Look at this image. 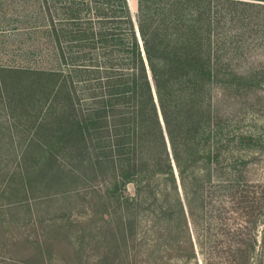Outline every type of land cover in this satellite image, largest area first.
I'll use <instances>...</instances> for the list:
<instances>
[{"label":"trees","instance_id":"16d2710c","mask_svg":"<svg viewBox=\"0 0 264 264\" xmlns=\"http://www.w3.org/2000/svg\"><path fill=\"white\" fill-rule=\"evenodd\" d=\"M36 4L51 48L20 58L51 64L0 65V157L16 156L0 158V251L84 264L85 239L65 238L80 221L51 219V243L37 208L87 205V264H264V185L244 175L260 139L216 94L264 90V64L236 67L264 48V0Z\"/></svg>","mask_w":264,"mask_h":264},{"label":"rangeland","instance_id":"374dc122","mask_svg":"<svg viewBox=\"0 0 264 264\" xmlns=\"http://www.w3.org/2000/svg\"><path fill=\"white\" fill-rule=\"evenodd\" d=\"M131 10L135 14L136 8L134 3L137 0H128ZM131 2V3H130ZM134 2V3H133ZM37 11L36 0H0V65H24V64H38L43 66L46 62L50 65L51 62L48 60L39 61V59L24 60L20 58V50L24 49H43L48 51L51 48V44L42 39V31L49 29H36L37 24L34 21L35 14ZM46 21H43L40 28H44ZM28 35V39L24 37ZM39 36L38 41L32 39V37ZM32 39V40H29ZM259 48V47H258ZM251 51L254 50L251 48ZM255 52V54H254ZM250 55H254L249 61H243L236 67L240 70H244L249 66L264 64V48H260L254 51ZM36 60V61H35ZM255 93V94H254ZM216 94L221 96V112L226 119V125L231 130L239 133L254 134L256 138L260 140V147L257 149H251L249 152L244 153V158L247 160V166L244 169V175L248 180L260 183L264 185V90H253L249 91H236L231 88L223 90L217 88ZM0 158L12 160L16 158L13 154L4 153ZM133 191V187H129V192ZM60 204H55L52 207L47 205L39 206L38 214L43 221L40 223V232H42L49 242L55 243V232L59 230V225L54 224L51 220L55 217L61 216L66 213V217H75L80 222L71 228V234H68L65 238L67 240L85 239L87 242V251L85 258L83 259L84 264H87V260H92L98 254L96 246L98 243L96 240H92L91 232L96 226L99 228L102 226L94 220L99 218L100 214H96L95 218L89 215L87 205L75 206L73 205L70 210L63 211L60 209ZM261 231L264 229H260ZM260 231V232H261ZM25 232V231H24ZM87 235V236H86ZM98 236L100 234L98 233ZM264 237V232L262 238ZM63 239L62 236H59ZM99 237H97L98 239ZM91 245L93 248H91ZM31 249H28L27 245L23 247L19 245L18 250H3L0 251V264H13V261L20 260L23 257H27L30 254ZM89 254L92 256L89 258ZM45 264H65L59 254L55 251L51 255H47ZM173 264H178L173 261Z\"/></svg>","mask_w":264,"mask_h":264},{"label":"crops","instance_id":"0c3cea01","mask_svg":"<svg viewBox=\"0 0 264 264\" xmlns=\"http://www.w3.org/2000/svg\"><path fill=\"white\" fill-rule=\"evenodd\" d=\"M134 3V2H133ZM134 7L136 8V2L134 3Z\"/></svg>","mask_w":264,"mask_h":264},{"label":"water","instance_id":"95a60500","mask_svg":"<svg viewBox=\"0 0 264 264\" xmlns=\"http://www.w3.org/2000/svg\"><path fill=\"white\" fill-rule=\"evenodd\" d=\"M131 3V2H130ZM131 5V4H130ZM132 11H133V9H132ZM130 187V186H129ZM131 193H133V191L131 192Z\"/></svg>","mask_w":264,"mask_h":264}]
</instances>
